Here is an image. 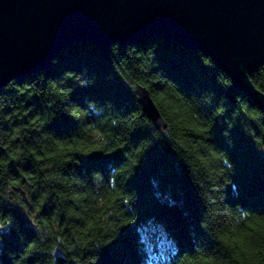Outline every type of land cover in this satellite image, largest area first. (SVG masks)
<instances>
[{"label":"trees","instance_id":"obj_1","mask_svg":"<svg viewBox=\"0 0 264 264\" xmlns=\"http://www.w3.org/2000/svg\"><path fill=\"white\" fill-rule=\"evenodd\" d=\"M0 264H264V113L171 39L67 45L0 88Z\"/></svg>","mask_w":264,"mask_h":264},{"label":"water","instance_id":"obj_2","mask_svg":"<svg viewBox=\"0 0 264 264\" xmlns=\"http://www.w3.org/2000/svg\"><path fill=\"white\" fill-rule=\"evenodd\" d=\"M159 35L207 56L264 113L250 76L264 66V0H0V88L46 70L69 44L142 43ZM138 103L167 129L147 89Z\"/></svg>","mask_w":264,"mask_h":264},{"label":"rangeland","instance_id":"obj_3","mask_svg":"<svg viewBox=\"0 0 264 264\" xmlns=\"http://www.w3.org/2000/svg\"><path fill=\"white\" fill-rule=\"evenodd\" d=\"M97 47V46H96Z\"/></svg>","mask_w":264,"mask_h":264}]
</instances>
